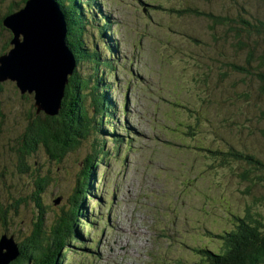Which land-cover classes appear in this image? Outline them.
I'll list each match as a JSON object with an SVG mask.
<instances>
[{
  "label": "rangeland",
  "instance_id": "374dc122",
  "mask_svg": "<svg viewBox=\"0 0 264 264\" xmlns=\"http://www.w3.org/2000/svg\"><path fill=\"white\" fill-rule=\"evenodd\" d=\"M23 1L0 0V18L24 6ZM54 1L61 9L60 1ZM79 1L87 17L85 48L96 49L101 62H112V67L100 66V78L109 86L106 96L114 108L101 127L97 124L102 137L96 136L108 153L97 157L100 162L81 195L75 190L80 179L86 182L87 174L81 172L93 150L90 137L61 161L40 144L22 162L20 152L32 136L35 117L48 114L37 113L35 93L22 94L15 81L0 82V209L11 201L19 209L0 219V236L4 222L16 236L30 235L41 221L33 199L39 193L47 207V226L64 214L62 208L65 213L71 208L74 198L85 204L78 215L84 242L70 243L63 264H100L101 249L106 252L111 244L102 248L103 239L95 236L110 214L128 227L132 241L169 258L192 260L194 252L178 242L200 245L206 239L210 264L212 257L227 252L233 228L240 226L235 215L264 224V182L250 184L242 176L246 162L233 157L227 162L225 153L213 159L209 151L233 148L264 161V97L256 77L232 69L231 64L236 70L246 66L234 36L227 28H214L209 19L216 14L238 21L264 19V0ZM8 40L9 32L0 26V54L14 47L11 42L7 47ZM92 65L82 63L80 72L92 73ZM89 98L76 100H85L88 119L94 114ZM75 108L68 107L61 118L71 121ZM43 182L45 190L38 191L36 184ZM208 231L224 237L220 251L221 242L207 238ZM111 233L109 223L103 235ZM115 260L121 258L108 264Z\"/></svg>",
  "mask_w": 264,
  "mask_h": 264
},
{
  "label": "trees",
  "instance_id": "16d2710c",
  "mask_svg": "<svg viewBox=\"0 0 264 264\" xmlns=\"http://www.w3.org/2000/svg\"><path fill=\"white\" fill-rule=\"evenodd\" d=\"M59 1L67 23V43L74 54L76 68L66 85V93L62 103L63 109L54 117L50 115L44 119L35 117L32 136H28L29 138L26 141L29 142L26 143L27 146L20 153L23 162L26 156L35 151L40 144H43L53 159L61 161L70 149L81 143L83 138L90 137L93 150L84 160L85 163L81 172L82 177L87 174L86 182L84 183L80 179V185L75 190L76 193L81 195L86 189L84 185L87 184L88 186L94 174L95 166L100 162L97 157L108 153L103 148L104 144L97 141L96 136H101L100 122L104 121L105 115L112 114V108H114L106 96L107 91L105 88H109V86H104L100 78V66L103 64V66L109 67L112 62L110 60L101 62L96 49L89 50L85 48L86 41L89 40L86 31L87 17L83 12V5L80 1ZM13 10L14 8L10 9L7 14ZM183 11L178 12L183 14ZM211 17L213 19L209 20L214 28H227L228 32L236 39V44L238 45L236 47L245 53L246 66L236 70L233 68L235 66L231 64L232 69L256 77L259 84V92L264 97V19L246 18L238 21L236 18L221 16L220 14L212 15ZM1 22L2 18H0ZM252 37H254V40ZM84 62L93 63L92 69L94 71L92 73L83 75L80 72L81 64ZM71 93L74 94V97H71ZM69 94L71 95L68 97ZM81 97L85 100L90 97V106H93L94 114L89 116V119L84 114L85 100L76 103V100ZM70 99L74 100L73 104H69ZM73 105L76 106L75 111L71 121L67 122L65 118H61V115L65 110L66 112L68 111V107ZM262 117H264V111ZM209 151L213 159L219 156V153H225L227 162H230L229 157H233L234 161L246 162L242 176L244 179H248L250 184L259 185L264 182V161L257 155L233 148L228 151H223L222 149ZM25 168L28 169L29 167L25 166ZM258 172L261 176H257L256 173ZM255 174L256 176H254ZM36 185L38 191L45 190L44 182ZM33 199L41 213V221L35 222L30 235L25 238L19 235L16 236L11 233L10 228L4 222V230L1 233L0 241L6 236L17 245V256L11 258L13 254H9L10 259L6 264H62L69 250L70 243L81 240L78 222L85 204L74 198L70 201L71 208L66 213L65 209L62 208L60 213L64 214L55 221L54 225L47 226L48 223L45 217L47 207L43 203L42 197L38 193L36 196L34 194ZM17 206L11 201L10 204L1 208L0 219L2 218L5 221L10 211H19ZM85 221L88 222V218ZM238 221H240V226L233 228L232 237L227 244V252L212 257L210 264H264V224L261 219L250 217V220L247 219L246 221L238 215ZM11 222L14 223V221ZM81 225L83 224L81 223ZM5 251L9 252L10 250L6 249ZM3 263L4 261L0 262V264Z\"/></svg>",
  "mask_w": 264,
  "mask_h": 264
},
{
  "label": "water",
  "instance_id": "95a60500",
  "mask_svg": "<svg viewBox=\"0 0 264 264\" xmlns=\"http://www.w3.org/2000/svg\"><path fill=\"white\" fill-rule=\"evenodd\" d=\"M60 11L54 0H27L2 20L14 34V47L0 55V82L15 81L22 94L35 93L36 111L50 116L60 113L66 85L76 68L66 42L67 24ZM16 246L4 236L0 241V262L6 264L9 254H13L11 258L17 256Z\"/></svg>",
  "mask_w": 264,
  "mask_h": 264
},
{
  "label": "flooded vegetation",
  "instance_id": "af4514ba",
  "mask_svg": "<svg viewBox=\"0 0 264 264\" xmlns=\"http://www.w3.org/2000/svg\"><path fill=\"white\" fill-rule=\"evenodd\" d=\"M25 2H26V1H25ZM22 7H23V6H22ZM20 8H21V7H20ZM20 8H19V9H20ZM19 9H17V10H19ZM14 11H16V10H13L12 12H14ZM5 15H7V14H5ZM5 15H4V16H5ZM4 16L1 17L2 20H3ZM0 26L3 27L5 30H7V31L9 32V34H10V40L7 41V47H8L9 44H10V42H11V39H12V37H11V35H12L11 32H12V31H11L9 28L5 27V26L3 25L2 22L0 23ZM4 53H6V52L1 53L0 55H2V54H4ZM37 113H38V112H37Z\"/></svg>",
  "mask_w": 264,
  "mask_h": 264
},
{
  "label": "bare ground",
  "instance_id": "6f19581e",
  "mask_svg": "<svg viewBox=\"0 0 264 264\" xmlns=\"http://www.w3.org/2000/svg\"><path fill=\"white\" fill-rule=\"evenodd\" d=\"M14 36V35H13ZM12 37V36H11ZM110 107V106H109ZM119 123V122H118ZM189 133V132H188ZM171 202V201H170Z\"/></svg>",
  "mask_w": 264,
  "mask_h": 264
}]
</instances>
